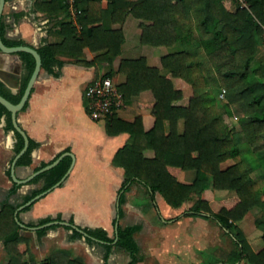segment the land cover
<instances>
[{
    "label": "trees",
    "instance_id": "1",
    "mask_svg": "<svg viewBox=\"0 0 264 264\" xmlns=\"http://www.w3.org/2000/svg\"><path fill=\"white\" fill-rule=\"evenodd\" d=\"M245 1L246 5L238 0H109L102 8L100 0H79L75 15L67 2L60 5L58 0L37 1L50 14L68 12L57 30L62 40L37 48L41 67L47 71L53 72L66 61L62 54L78 64H112L121 53L124 32L122 27H111V22L122 23L130 13L148 22L140 23L142 43L169 49L160 56L158 64L149 65L145 56L122 58L117 69L125 75V81L118 84L124 101L145 89L153 92L154 99L143 105L151 109L154 124L145 130L140 115L125 121L116 112L106 120L109 134L129 133L128 141L113 158V163L124 169L114 223L122 216L126 193L135 182L142 183L152 199L158 192L168 205L176 208L194 193L196 200L183 214L213 219L236 243L219 264L239 260L264 264V244L254 250L239 226L252 208L258 206L264 213V60L256 56L264 30V0ZM0 35L7 46L25 44L23 40L5 37L1 21ZM85 48L94 52L91 59H87ZM6 54L12 57V66L17 69L18 90L13 93L0 80V94L17 103L36 60L26 50ZM103 76L112 77V73L107 71ZM174 78L184 80L187 88L177 86ZM222 90L223 100L219 97ZM186 96L187 104L176 103ZM27 105L28 101L23 109ZM2 113L8 115L7 127L13 128L11 112L0 103ZM225 115L233 116L236 122H228ZM16 137L18 152L24 146V137L18 130ZM38 146L39 142L29 137L28 147L17 163L30 164L31 153ZM148 148L154 151L153 157L145 156ZM228 160L232 162L223 165ZM71 163L72 156L64 155L52 168L36 175L32 181L44 177L45 183L28 199L61 183ZM183 170H195L190 183L179 180ZM209 187L233 194L221 198L219 208L214 210L203 197ZM15 210L10 203H4L0 209V240L9 256L4 264H85L81 258L60 250L50 252L40 261L24 259L30 239L20 232ZM52 220L47 216L38 224ZM257 226L264 243V220H259ZM49 227L39 228L38 236ZM138 229L136 224H118L113 237L102 227L83 230L88 241L104 243L105 260L117 246L128 252L129 264H134L139 260L134 239ZM82 235L73 228L72 238Z\"/></svg>",
    "mask_w": 264,
    "mask_h": 264
},
{
    "label": "crops",
    "instance_id": "2",
    "mask_svg": "<svg viewBox=\"0 0 264 264\" xmlns=\"http://www.w3.org/2000/svg\"><path fill=\"white\" fill-rule=\"evenodd\" d=\"M37 1H5L0 18L5 37L23 40L24 45L35 48L62 40L57 30L67 10L50 14L40 8ZM58 2L63 5L65 0ZM100 2L102 8L107 6L108 1ZM57 7L58 4L53 8ZM141 22L147 21L131 13L122 23L111 22V27H122L124 32L121 53L112 64H78L68 61L69 57L62 54L61 58L66 61L56 66L53 72L40 68L28 105L17 116L28 143L29 137L39 142V146L31 153L30 164L17 163L22 155L17 156L20 151H16L17 129L14 123L13 128L7 127V113L0 114V209L4 203L16 207L20 232L30 239V249L24 259L40 261L50 252L60 250L68 252L72 257L81 258L85 264H129L130 255L117 246L105 260L104 243L96 239L88 241L83 230L85 227H102L113 237L117 233L118 224L139 225L134 233L139 260L134 264H219L236 247L227 231H190L192 218L183 214L188 208L185 203L178 208L172 207L158 192L152 199L147 188L140 182L133 183L127 191L123 214L118 223H114L118 216V190L124 179V169L114 164L113 158L116 151L128 141L129 133L123 131L109 134L106 130L107 119H92L86 108L84 91L93 79L107 71H111L112 78L118 84L124 82L125 75L117 70L122 58L145 56L149 65L160 63V56L169 49L142 43ZM260 47L263 48V45L259 44L258 49ZM84 52L87 59L94 56V52L88 48ZM11 61V56L0 51V80L16 93L18 72ZM174 82L177 86L187 88L181 78H174ZM153 99L150 89L142 90L125 101V105L116 111V116L132 121L140 115L143 128L148 130L154 124V116L143 103ZM187 102L186 96L176 103ZM144 154L153 157L154 151L148 148ZM59 155L72 156L71 166L62 182L28 199L45 183L44 177L32 181L40 174L37 171ZM42 162L46 165L42 166ZM194 177L195 170H183L178 176L180 181L186 183H190ZM14 186L17 187L12 190ZM227 195L226 190L211 187L203 193L214 210L219 208V200ZM47 216L54 220L38 224L41 218ZM202 219L218 225L213 219L198 217L196 220ZM48 225L50 227L45 233L38 236V229ZM73 228L83 232V235L72 238ZM243 233L254 250L262 246L260 231ZM229 240L234 244L232 249L227 247ZM210 249L217 251L207 258L203 253ZM2 252L6 254L3 241L0 240V255ZM233 264L249 263L239 260Z\"/></svg>",
    "mask_w": 264,
    "mask_h": 264
},
{
    "label": "built area",
    "instance_id": "3",
    "mask_svg": "<svg viewBox=\"0 0 264 264\" xmlns=\"http://www.w3.org/2000/svg\"><path fill=\"white\" fill-rule=\"evenodd\" d=\"M79 0H65L70 12L75 15L78 11L77 3ZM109 1V0H104ZM242 5H246L245 0H238ZM264 43V30L262 33ZM224 96V90L219 94ZM84 98L86 108L92 119H108L113 113L125 105L122 94L118 89V83L109 76H99L93 79L85 88Z\"/></svg>",
    "mask_w": 264,
    "mask_h": 264
},
{
    "label": "rangeland",
    "instance_id": "4",
    "mask_svg": "<svg viewBox=\"0 0 264 264\" xmlns=\"http://www.w3.org/2000/svg\"><path fill=\"white\" fill-rule=\"evenodd\" d=\"M261 40H262L261 44L263 45V48L260 47L258 49L256 56H257V59L264 60V43H263V38L262 37H261ZM220 98H222V100H223V97H220ZM225 119L228 122H230V123L236 122V120L234 119L233 116L225 115ZM231 162H232L231 160H228V161L224 162L223 165H226V164L231 163ZM226 194L231 195V194H233V192L229 191V190H226ZM229 195H227V196H229ZM196 197L197 196L193 193L192 196L185 201L184 205H186L189 208L191 203L193 204L194 201L196 200ZM191 218H192V224L190 225V229H191L190 231H226L225 229H222L219 225L214 224L210 220H208V221L205 220V219L204 220L203 219L202 220H196L198 217H192V216H191ZM259 220H264V213H263L262 209L257 206V207H254L250 211L247 212V214L239 221V226L242 229V231H250V233L253 232V231H260L261 232V238H262V231L257 226V222ZM194 223H197V224H194ZM203 223H205V224H203ZM228 237L229 236H227V238ZM229 239H230V237H229ZM255 243H257V242H255ZM263 244L264 243H263V239H262V246H263ZM233 246H234V244L232 245L231 241L227 245V247L229 249H232ZM216 251L214 249H210V250L204 252L203 255L205 257L209 258L210 256H213ZM8 257L9 256H8L7 252H6V254L4 252H2V254L0 255V264H4L8 260Z\"/></svg>",
    "mask_w": 264,
    "mask_h": 264
},
{
    "label": "water",
    "instance_id": "5",
    "mask_svg": "<svg viewBox=\"0 0 264 264\" xmlns=\"http://www.w3.org/2000/svg\"><path fill=\"white\" fill-rule=\"evenodd\" d=\"M5 1L6 0H0V18H1L2 8L4 6ZM0 50L4 51V52H14V51H19V50H26V51L31 52L34 55L35 60H36L34 71L29 78V81L26 85V88H25L19 102L13 103L10 100H8L6 97H4L2 94H0V103L3 104L11 112L15 128L18 131H20L25 137V145L20 150V152L17 154V156H20L21 154H23L26 151V149L28 147V138L26 137V134L24 133V131L22 130L20 125L18 124L17 116H18V112H20L24 108L26 102L28 101L29 95H30L31 90H32L33 83L36 80L38 72H39L41 65H42L41 56H40L37 48L32 47V46H28V45L7 46L6 44H4L1 35H0ZM63 156L64 155H59L52 162H50L46 166L42 167L39 171H37V173H41V172H44L46 170H49L54 165H56ZM59 183L60 182H58L56 185H58Z\"/></svg>",
    "mask_w": 264,
    "mask_h": 264
}]
</instances>
